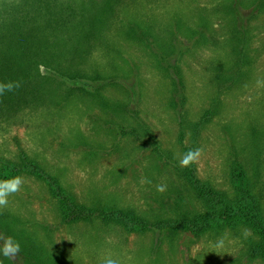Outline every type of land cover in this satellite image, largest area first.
Here are the masks:
<instances>
[{
	"label": "rangeland",
	"instance_id": "374dc122",
	"mask_svg": "<svg viewBox=\"0 0 264 264\" xmlns=\"http://www.w3.org/2000/svg\"><path fill=\"white\" fill-rule=\"evenodd\" d=\"M77 61L84 80L100 76L102 87L60 86L61 104L1 125L0 179L25 152L89 209L159 224L200 211L207 190L240 191L264 217V0H122ZM195 148L199 164L181 168ZM19 176L0 236L29 238L60 264H264L248 255L261 237L251 224L202 235L128 232L98 219L63 224L46 178ZM12 260L23 264L20 253Z\"/></svg>",
	"mask_w": 264,
	"mask_h": 264
},
{
	"label": "trees",
	"instance_id": "16d2710c",
	"mask_svg": "<svg viewBox=\"0 0 264 264\" xmlns=\"http://www.w3.org/2000/svg\"><path fill=\"white\" fill-rule=\"evenodd\" d=\"M120 3L122 0H0V83H22L14 92L0 96V126L15 125L25 111L61 104L64 97L60 98L57 91L62 92L60 86L83 91L102 87L104 79L100 76L84 80L89 78L76 71L81 63L77 60L90 51ZM22 172L46 178L60 202L63 224L98 219L106 224H119L128 232L170 227L174 232L190 230L196 235L251 224L261 232V237L248 242V255L264 260V217L258 206L252 209L246 206L240 191L230 197L207 190L202 196L199 194L200 211L182 213L176 219L152 224L133 211L89 209L79 205L56 178L48 175L25 152L20 154L18 162L5 163L0 180ZM193 178L188 172L184 181L191 184ZM11 237L20 243L23 264H60L45 256L31 239ZM5 262L17 264L4 257L3 264Z\"/></svg>",
	"mask_w": 264,
	"mask_h": 264
},
{
	"label": "clouds",
	"instance_id": "9594fccd",
	"mask_svg": "<svg viewBox=\"0 0 264 264\" xmlns=\"http://www.w3.org/2000/svg\"><path fill=\"white\" fill-rule=\"evenodd\" d=\"M22 86L21 81H8L0 83V96L9 92H14ZM202 156V149H189L180 159L181 168H190L192 165H198ZM142 183H150V181L142 180ZM24 184L23 177L17 175L7 179L0 180V211L6 209L9 204V197L21 191ZM158 192H164L166 185L158 184L156 186ZM0 254L5 258L14 259L20 252V243L12 237L0 236ZM215 248L223 247V241L219 240Z\"/></svg>",
	"mask_w": 264,
	"mask_h": 264
}]
</instances>
